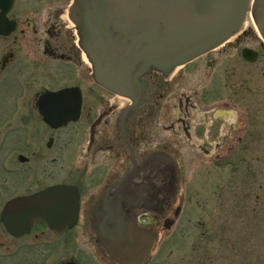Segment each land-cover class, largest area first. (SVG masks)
<instances>
[{
	"label": "flooded vegetation",
	"instance_id": "af4514ba",
	"mask_svg": "<svg viewBox=\"0 0 264 264\" xmlns=\"http://www.w3.org/2000/svg\"><path fill=\"white\" fill-rule=\"evenodd\" d=\"M9 4L0 8V197L4 204L64 184L75 187L78 209L58 233L36 221L13 236L0 221L8 239L0 264H115L94 243L86 210L151 154L175 161L179 186L192 171H247L249 154L256 168L263 161L264 44L249 16L225 43L170 72L144 73L143 93L122 95L91 78L68 0ZM180 196L159 213L137 210V224L157 241V229L168 231L181 214Z\"/></svg>",
	"mask_w": 264,
	"mask_h": 264
},
{
	"label": "water",
	"instance_id": "95a60500",
	"mask_svg": "<svg viewBox=\"0 0 264 264\" xmlns=\"http://www.w3.org/2000/svg\"><path fill=\"white\" fill-rule=\"evenodd\" d=\"M248 13L264 44V0H70L67 7L91 78L122 95L143 93L144 73L170 72L239 34ZM243 55L248 56L244 50ZM178 192L176 163L169 155L133 162L86 210L94 243L115 264H142L156 237L137 224L136 211L159 213ZM77 209L75 187L54 184L6 201L0 221L13 236L36 221L58 233L74 225Z\"/></svg>",
	"mask_w": 264,
	"mask_h": 264
},
{
	"label": "rangeland",
	"instance_id": "374dc122",
	"mask_svg": "<svg viewBox=\"0 0 264 264\" xmlns=\"http://www.w3.org/2000/svg\"><path fill=\"white\" fill-rule=\"evenodd\" d=\"M247 157V171L210 168L182 180V212L168 231L157 229L154 250L142 264H264V154L258 168L254 155ZM74 237V244L88 247L86 236ZM0 241L8 242L1 226Z\"/></svg>",
	"mask_w": 264,
	"mask_h": 264
},
{
	"label": "bare ground",
	"instance_id": "6f19581e",
	"mask_svg": "<svg viewBox=\"0 0 264 264\" xmlns=\"http://www.w3.org/2000/svg\"><path fill=\"white\" fill-rule=\"evenodd\" d=\"M247 16H249L250 18H251V16L249 15V13L247 14ZM251 21H252V19H251ZM244 26V25H243ZM254 29H255V27H254ZM231 39V38H230Z\"/></svg>",
	"mask_w": 264,
	"mask_h": 264
},
{
	"label": "trees",
	"instance_id": "16d2710c",
	"mask_svg": "<svg viewBox=\"0 0 264 264\" xmlns=\"http://www.w3.org/2000/svg\"><path fill=\"white\" fill-rule=\"evenodd\" d=\"M211 240V239H210ZM199 264H200V262H199Z\"/></svg>",
	"mask_w": 264,
	"mask_h": 264
}]
</instances>
